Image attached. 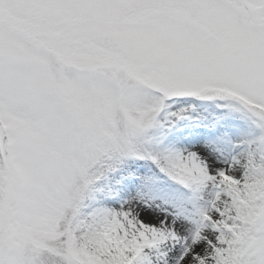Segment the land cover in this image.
<instances>
[{
  "label": "snow or ice",
  "instance_id": "1",
  "mask_svg": "<svg viewBox=\"0 0 264 264\" xmlns=\"http://www.w3.org/2000/svg\"><path fill=\"white\" fill-rule=\"evenodd\" d=\"M0 264H264V0H0Z\"/></svg>",
  "mask_w": 264,
  "mask_h": 264
}]
</instances>
